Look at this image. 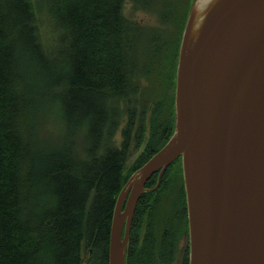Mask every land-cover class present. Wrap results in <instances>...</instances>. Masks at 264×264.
<instances>
[{"label":"trees","instance_id":"obj_1","mask_svg":"<svg viewBox=\"0 0 264 264\" xmlns=\"http://www.w3.org/2000/svg\"><path fill=\"white\" fill-rule=\"evenodd\" d=\"M134 1L160 10L159 35L124 15L125 0H0V264H84V250L88 264L93 257L108 264L117 193L174 130L180 35L172 34L182 30L183 0ZM38 12L47 17V44ZM168 63L169 81L163 79ZM139 92L145 93L136 100L140 108L130 107L127 98ZM122 100L127 121L115 146ZM41 124L51 127L44 142L37 140ZM147 130L144 155L126 172ZM29 168L41 186L36 193L30 192ZM179 186L185 199L181 177ZM156 192L142 206L153 234L161 215ZM151 245L142 251L131 244L127 264H151Z\"/></svg>","mask_w":264,"mask_h":264},{"label":"water","instance_id":"obj_2","mask_svg":"<svg viewBox=\"0 0 264 264\" xmlns=\"http://www.w3.org/2000/svg\"><path fill=\"white\" fill-rule=\"evenodd\" d=\"M174 120L167 142L117 194L108 264H126L145 183L159 172L157 186L178 157L189 264H264V0H193L178 51ZM173 201L167 197L168 208Z\"/></svg>","mask_w":264,"mask_h":264},{"label":"flooded vegetation","instance_id":"obj_3","mask_svg":"<svg viewBox=\"0 0 264 264\" xmlns=\"http://www.w3.org/2000/svg\"><path fill=\"white\" fill-rule=\"evenodd\" d=\"M177 161H174V163ZM181 162V160H180ZM159 177V172L154 173L145 183L148 189L139 198L135 207L134 216L130 226L127 258L129 257L130 246H139L143 251V246L152 244L155 248L156 255L153 258L152 249L149 250V258L151 264H188L189 262V231L186 214V201L179 189L174 188L173 183L180 179L181 170H164L161 175L160 182L154 190L153 187ZM156 189L159 191L156 192ZM156 192L161 215L155 224V234L152 232V221H148L142 209L146 201V195ZM184 192V187H183ZM174 195V201L167 207V197Z\"/></svg>","mask_w":264,"mask_h":264},{"label":"rangeland","instance_id":"obj_4","mask_svg":"<svg viewBox=\"0 0 264 264\" xmlns=\"http://www.w3.org/2000/svg\"><path fill=\"white\" fill-rule=\"evenodd\" d=\"M179 2L181 3V0ZM189 2H190V0H183L182 4L184 5V9L181 10V11H178V25L180 27L184 23V15H185V13H186V11L188 9ZM131 4L135 6V9L132 8ZM124 14L127 17H130V18L138 20L139 21L138 26H140L142 28H147L148 30H153V31L156 32L157 35H159V30H160V27H161V24H159L160 21H161V12H160V10H150L149 8L143 6L141 3H136L134 0H128L125 3V6H124ZM38 16H39V24L41 25V29H42L41 30L42 41H43L44 44H47L49 42V40H50V31L48 29H46L47 27L45 26L46 21H47V17L45 16V14L43 12H40V13L38 12ZM167 25H170L169 28H172L175 25V23L173 21H171ZM179 35H180V30H178L177 32L173 33L172 34V38L173 39L174 38H178ZM167 59L169 61L171 60L169 57H167ZM171 72H172V68H171L170 63H168L164 67L163 79H166L167 81H169ZM167 85H169V84H167ZM42 96H46V95H42ZM143 96H145V93L144 92H139L137 95H134L132 97L127 98V103L129 104L130 107L139 109L140 106L136 102V100H138L139 98H141ZM125 103H126L125 100H122L121 103H120V109L123 111V113H121V115H122L121 117L119 116L120 112L118 110H115V111L112 112V114L115 117V119H116V116H119V119H120L121 123H120V126H119L117 132L111 138V145L119 146L121 144V142H122L121 132H122L123 128H125L124 125H125V123L127 121V112L124 109ZM150 103H153L152 98H150L149 101H148V104H150ZM53 105L54 104L51 103L49 105V107L51 108ZM135 111L137 112V110H135ZM131 112L134 113V110H132ZM151 112H152V110L148 112V115H147L148 119L150 117V113ZM46 115H47V113L45 112V114L42 115V120L45 121V122H48L49 120L46 118L47 117ZM172 118H173V115H172ZM135 119H137V117ZM164 119H165L166 122H168V109L167 108L165 109V112H164ZM50 122L56 123L55 121H50ZM47 128H48V131H49V128H51V127H48V124H47V126H45L44 124H41V131H40L41 135L37 138L38 141L44 142L45 141L44 137L49 140L48 135L46 134L48 132ZM133 132H134V130H133ZM148 132L149 131L147 130L146 131L147 134L142 139L141 146L137 150L133 151V153L129 157V160H128L125 168H124V170L126 172L130 171V169L133 168L137 164L138 159L141 156L144 155L143 146L146 143L148 144V142L150 140ZM43 135H44V137H43ZM134 142H135V136L132 134V145H133ZM151 143L152 142L150 141V144ZM132 145H131V148H132ZM37 163H38V161L35 160V162L32 165V167L34 165L35 166L37 165V169H38L39 165ZM30 169L31 168H29V170H25V173L27 172L26 174L29 175V182L31 183L30 192L31 193H36L37 190H41V186L39 184V181H37V179H35L37 177L36 171H35L36 169L32 168L31 171H30ZM28 203H30V206H31L32 204L35 203V201H34V199H32L31 202H28ZM44 204H45V202H42V203L38 204L40 208L38 209L37 212H40L42 210V207H43L42 205H44ZM83 254H84V256H83L84 264H88L89 257H88V255H87L85 250H84ZM91 263L92 264H100L98 258H94V257L91 259Z\"/></svg>","mask_w":264,"mask_h":264}]
</instances>
